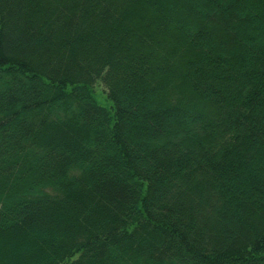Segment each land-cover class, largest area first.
Masks as SVG:
<instances>
[{"label":"trees","instance_id":"obj_1","mask_svg":"<svg viewBox=\"0 0 264 264\" xmlns=\"http://www.w3.org/2000/svg\"><path fill=\"white\" fill-rule=\"evenodd\" d=\"M0 264H264V0H0Z\"/></svg>","mask_w":264,"mask_h":264},{"label":"rangeland","instance_id":"obj_2","mask_svg":"<svg viewBox=\"0 0 264 264\" xmlns=\"http://www.w3.org/2000/svg\"><path fill=\"white\" fill-rule=\"evenodd\" d=\"M93 95H94V98L96 99V101L100 105H102V106H108L109 107V103L105 102L104 90H103V88H102L101 85L96 84L94 86Z\"/></svg>","mask_w":264,"mask_h":264}]
</instances>
